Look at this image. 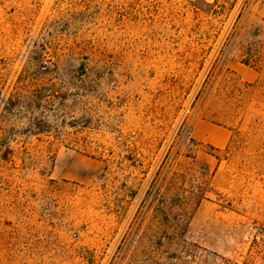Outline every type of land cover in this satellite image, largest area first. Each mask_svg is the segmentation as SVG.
I'll return each mask as SVG.
<instances>
[{
	"label": "rangeland",
	"instance_id": "obj_1",
	"mask_svg": "<svg viewBox=\"0 0 264 264\" xmlns=\"http://www.w3.org/2000/svg\"><path fill=\"white\" fill-rule=\"evenodd\" d=\"M83 67L68 115L34 110L36 88ZM201 120L232 131L220 152ZM251 226L264 0H0V264H264Z\"/></svg>",
	"mask_w": 264,
	"mask_h": 264
},
{
	"label": "trees",
	"instance_id": "obj_2",
	"mask_svg": "<svg viewBox=\"0 0 264 264\" xmlns=\"http://www.w3.org/2000/svg\"><path fill=\"white\" fill-rule=\"evenodd\" d=\"M89 71L86 67L80 68L79 70H75L67 74V79L63 81L61 85H57L56 82H51L48 86H42L38 87L35 89L33 92V97H34V110H39L41 111L43 108L47 109L51 116L58 117V112L56 109V100L59 101V104L64 107V113L65 115H68L69 111H71V108L68 106L67 101L72 97V96H77V97H82L85 98L90 92V77H89ZM78 89V91L72 92L69 90V86H74ZM62 87L65 88V90H61ZM61 88V89H60ZM42 113V112H41ZM40 114V113H39ZM34 116V129L36 134H43V135H50L51 131L50 130H43L40 125H42V120L44 117H39ZM69 127H76L75 124L77 122H66V120L63 118L62 121ZM49 123V122H48ZM88 122H83L80 127H87ZM49 129H53V126L49 123L48 125ZM210 149L214 152H220L219 148H215L213 146L210 147ZM207 190H203L202 187L200 186V191L198 192L199 196V201L203 200L206 198V193H214L218 197H223L221 193L216 192L213 187H207ZM153 187H150L147 193L152 192ZM162 199H164L162 197ZM165 205L164 202H162V205L160 206L161 208ZM166 210V207L164 206L163 208ZM253 229H255L257 234H254L253 237V248L256 247L258 250V256L261 257L262 260H264V234L262 231L264 228L260 226H251ZM186 226H183L180 228L181 233L186 231ZM183 244L186 242V240L182 239ZM222 264H239L237 262H234L229 259H225L224 257L220 258ZM254 257L253 255H250L249 258H246V260L243 262V264H255L253 261Z\"/></svg>",
	"mask_w": 264,
	"mask_h": 264
},
{
	"label": "crops",
	"instance_id": "obj_3",
	"mask_svg": "<svg viewBox=\"0 0 264 264\" xmlns=\"http://www.w3.org/2000/svg\"><path fill=\"white\" fill-rule=\"evenodd\" d=\"M194 134L196 140L221 148L226 146L230 141L232 131L205 120H201L196 124Z\"/></svg>",
	"mask_w": 264,
	"mask_h": 264
}]
</instances>
